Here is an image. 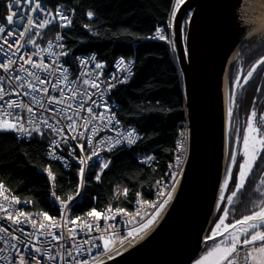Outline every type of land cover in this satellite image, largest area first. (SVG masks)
Masks as SVG:
<instances>
[{
	"label": "snow or ice",
	"instance_id": "1",
	"mask_svg": "<svg viewBox=\"0 0 264 264\" xmlns=\"http://www.w3.org/2000/svg\"><path fill=\"white\" fill-rule=\"evenodd\" d=\"M183 5H185V0H174L171 3L172 11L168 20L157 24L154 31L149 32L147 37L139 36L135 32L130 33V35L139 36L141 39L152 36L168 39L161 33L168 31L173 22L177 30L182 27L178 13L183 11ZM102 7L98 4H90L87 7L78 4L67 9L61 3L56 2L50 8L48 4L44 3V0H4V11L0 12V20L3 21L0 22V69L15 73L18 68L20 72L24 73L23 76H12L8 81L7 90L3 84H0V130L11 131L21 137L26 136L32 139L41 137L47 141L48 150L45 155L51 158V162L41 167L51 181L53 189L51 195L59 201L62 207L71 208L75 205L76 198L82 194L86 187V172H90L97 164L99 167L93 179L96 181L101 179V173L111 163L110 155L105 162V149L108 153H112L128 145H137L139 142L146 141L152 135L142 131L138 126L122 123L118 116L121 114L123 105L117 104L112 96L114 90L130 82L136 75L139 58L135 52L131 54L118 53L108 59L106 58L107 52L104 56L95 50L90 51V53L80 52L77 54L72 51V48L66 47L65 43H58V47L62 51H54L51 50V41L48 49H39L37 55L41 56L40 59H33L32 53L26 51L29 45H34L36 37L42 35L41 30L53 22H58L62 28L73 25L74 13L78 8L82 10V15L99 20L104 14L101 11ZM37 14H40L39 18H37ZM185 15H188L187 12ZM15 21L26 22L21 23L18 28H14ZM83 27L94 32L96 36L105 34L96 31L91 22L84 23ZM248 27H251L250 23ZM67 31H71V28L68 27ZM121 31L129 33L128 28H123L117 29L112 35L119 36ZM33 32L36 35H33ZM56 38L57 42L63 39L60 32H56ZM82 39H90V37H82ZM66 43L75 47L79 41L69 40ZM169 43L175 47L174 40H169ZM34 46L39 48L38 45ZM44 51H49L50 58L56 61L58 67L53 68L52 63L46 62L43 58ZM65 56L68 59H62ZM19 61H24V63ZM262 61H264V56H261L251 65L246 75L241 76L238 72L234 78H229L231 103L226 108V142L228 148L225 152L224 174L219 181V194L216 203V208L222 209V212L217 213L219 218L215 220L214 225L211 220L209 221L210 233L203 236V241L207 242L205 248L202 252L195 253V258H189L190 264H264V175L260 176L261 183L256 186L259 197L250 201L251 206H246L244 212L238 214V218L235 214V207H229L233 205L237 192L249 181L258 161L264 159V112H258L255 107H252L250 114L246 117L245 126L242 128L234 127L232 122L236 87L241 84V81L246 83L252 76L253 70ZM74 62H78L81 66V74L76 75L75 79H69L70 74L74 75L72 71L76 67ZM109 64L113 66L114 71H106ZM88 65H93V67L89 69ZM228 71L229 69L226 67V75ZM3 79H7V77H0V80ZM77 82H80V87H76ZM50 89L59 94H51ZM69 89H72L69 93L71 108L68 107L67 101L63 100L64 94ZM21 92L29 97L27 102L20 99L18 95L9 94ZM93 96H95L94 99ZM114 107L116 108L115 111L112 110ZM136 107L138 108L139 105ZM42 109H46L47 113H52V115L46 114L45 111H41ZM69 112L72 115H68ZM58 116L62 120L58 119ZM101 129H111L114 135L104 132L99 135L98 139H94L101 132ZM180 147L182 146L178 144L177 148ZM58 149H64L66 153L71 154L79 162L76 191L67 199H61L56 194L55 182L58 173L53 170V167L57 161H63L65 168H70L72 165L68 155H61ZM77 150L81 155L76 154ZM180 158L179 155L175 157L177 167ZM141 159L151 162L152 156H143ZM171 175L175 178L176 173L172 172ZM230 184H234V187L229 193ZM171 186L175 188V182ZM5 190V182L0 180V213H2V217H0V243L4 245L3 248H0V252L4 253V256L0 257V264H41L38 255L42 252L48 257V264H56V252L46 251L43 245L38 243L40 237H45V243H47L48 235L54 236L56 240L63 239L67 243L69 238L77 236L75 228L68 232L67 237L56 235L55 228L60 227V225L47 223V221L55 220L49 211H42L37 218H33L32 213L20 208L21 198L14 194L5 196ZM123 191L126 194L128 189L124 188ZM171 195L172 192H167L168 197ZM136 196H140L139 191L136 192ZM225 199L227 204L220 203ZM26 202L31 203V201ZM143 203L147 202L144 201ZM166 203L167 199L160 203L159 207L144 223L137 228H127V232L134 234L146 228L156 219V215ZM108 209L109 212L113 211L111 204H109ZM114 211L123 214L126 209L117 207ZM230 213L234 214L231 216V222H228ZM102 215V212L95 207L86 213L87 217L96 221H99ZM4 218L9 223L16 225L30 223L32 230L19 227L10 231L2 222ZM72 219L75 222L80 217L75 216ZM111 219L114 223L115 217L112 216ZM37 224H39L38 229L36 228ZM49 228L53 230L48 232ZM96 228L98 231L101 230L99 223H97ZM101 239L103 246L108 248L109 240L103 236ZM72 244L75 245L74 240H72ZM51 247V244H48V248ZM10 249H14V251H10ZM75 251H78L77 247H69L64 250L61 259L71 256ZM68 264H93V262L69 260Z\"/></svg>",
	"mask_w": 264,
	"mask_h": 264
},
{
	"label": "trees",
	"instance_id": "2",
	"mask_svg": "<svg viewBox=\"0 0 264 264\" xmlns=\"http://www.w3.org/2000/svg\"><path fill=\"white\" fill-rule=\"evenodd\" d=\"M172 1L44 0L50 8L56 2L67 9L78 4L84 7L90 4L103 6L101 11L104 14L99 20L82 15V10L78 8L74 13L73 25L59 28L57 24H51L36 40L42 42L60 29L65 43L69 40L79 41L75 47L66 43V47L72 48L75 53L95 50L101 56L107 52L106 58L111 59L118 53L135 52L139 58L136 75L130 82L114 90L112 96L117 104L123 105L118 116L122 123L138 126L142 131L152 134L148 140L129 149L113 151L110 166L101 173L99 181L93 179L98 164L86 172V187L70 208L72 216H83L92 207L102 209L109 204L129 210L137 191L142 199L148 200L156 179L164 174L172 160L175 143L185 131L181 83L174 54L165 43L139 38L146 37L157 24L165 21ZM3 11L4 0H0V12ZM69 14L72 15L71 12ZM89 22L96 31L105 34L96 36L85 29L83 24ZM68 27L71 31H67ZM123 28H128L129 33L121 31L119 36L112 35L117 29ZM132 32L139 36H131ZM46 142L41 137L18 141L11 133L0 132V180L13 194L31 201L29 209L49 211L50 215L57 216V208L50 201L48 177L41 171L42 165L51 162L43 156ZM147 152L152 154L149 166L140 164L136 159ZM78 168L73 165L65 170L58 163L54 165L53 170L58 173L55 190L61 199H67L76 191ZM124 188L128 189L126 194Z\"/></svg>",
	"mask_w": 264,
	"mask_h": 264
},
{
	"label": "water",
	"instance_id": "3",
	"mask_svg": "<svg viewBox=\"0 0 264 264\" xmlns=\"http://www.w3.org/2000/svg\"><path fill=\"white\" fill-rule=\"evenodd\" d=\"M182 8V27L173 22L171 35L188 133L185 164L158 220L93 264H190L205 244L227 150L225 69L244 42L264 35V0H185Z\"/></svg>",
	"mask_w": 264,
	"mask_h": 264
},
{
	"label": "built area",
	"instance_id": "4",
	"mask_svg": "<svg viewBox=\"0 0 264 264\" xmlns=\"http://www.w3.org/2000/svg\"><path fill=\"white\" fill-rule=\"evenodd\" d=\"M172 2H174V0ZM25 9H26V6H25ZM171 11H172V9L170 10L165 21L168 20V17L171 15ZM39 15L40 14H37V18H39ZM0 22H3V21L0 20ZM25 22L26 21H15V23L13 24V27L18 28L21 23H25ZM52 24H57L59 28L61 27L58 22H53ZM46 28H48V26ZM45 29H42L41 33ZM153 31H154V29L152 30V32ZM56 32H60L61 36L63 37V39L58 41V42H57V38H56ZM33 35H36V33L33 32ZM161 35L167 36L168 39H161V38H157L155 36L148 37L146 39L167 43L170 46H172L169 43V40H173L172 35H171V28L168 31L162 32ZM39 36H37L36 39ZM17 38H20V37H17ZM50 41L52 42L51 43V50L62 51L58 47V43H65V37H64V35L60 29L56 30L51 36H49L48 38H46L42 42L35 40L34 45H38L39 48H37L34 45H29L27 47L26 51L32 53L33 59H40L41 56L37 55L39 49H48ZM65 46H66V43H65ZM22 51H25V50L22 49ZM87 52L90 53V51H87ZM79 53H77V54H79ZM43 58L46 60V62L52 63L53 68L58 67V65L56 64V61L52 60L50 58L49 51L43 52ZM19 62L24 63V61H19ZM74 63L76 64L75 69L72 70L74 72V75L70 74L68 77L69 79H75L76 75L81 74L80 73L81 66L78 64V62H74ZM26 66H28V65H26ZM88 67H89V69H91L93 67V65H88ZM106 71H109V72L114 71L113 66L111 64H109ZM14 75L23 76L24 73L20 72V70L18 68L16 69L15 73L11 72L10 70L0 69V77H7V79L0 80V84H3L6 90L8 89V86H9V84H8L9 79H11V77ZM53 82H55V80H53ZM61 86L65 87L64 85H61ZM76 87H80V82H77ZM25 88H26V86H25ZM71 91H72V89H69L68 92H66L64 94V97H63V100L67 101L69 108L72 107L71 100L69 99V93ZM50 93L54 94V95L59 94L57 91H53L52 89H50ZM9 94L12 96L18 95L20 99L25 100L26 102L29 100V97H27L22 92L21 93H9ZM37 98L39 99V97H37ZM92 98L94 99L95 96H93ZM49 105H50V102H49ZM76 110L79 111V109H76ZM112 110L115 111L116 108L114 107ZM41 111H45L46 114L52 115V113H47L46 109H42ZM68 115H72V113L69 112ZM57 118L62 120V118L59 116ZM65 127H66V125H65ZM0 132H5V131L0 130ZM9 132L18 141H29L31 139V138L26 137V136L21 137V136L13 133L11 131H9ZM104 132H107L109 135H114V133L111 132V129H101V132L98 133L97 136L94 137V139H98L99 135L103 134ZM178 144H180L182 147L177 148ZM46 145H47V142L44 146L43 156L47 160L51 161V158H48L45 155L46 151L48 150ZM132 146H134V145H128V146L124 147L123 149H129ZM187 149H188V134H187V131H184L183 134H181L179 136V138L177 139V141L175 143L174 151H173V155H172V160L170 162L171 167L168 166L167 169L165 170L164 174L161 177H159L158 179H156V181L153 185L151 197L148 200H144L140 196L139 197L136 196L135 199L133 200L131 208L129 210H126L125 213H123V214L115 212L114 209L117 207L113 206V205H112V209H113L112 212H109V209H108L109 205L102 208V209H97L98 211L102 212V214H103L102 217L99 219V221H96L92 218L87 217L86 216L87 212H86L83 216H79L80 217L79 220L73 222L72 218L75 216H72L70 214V208L62 207L59 204V201H57L55 199V197H53L51 195V192L53 189H52L51 181L48 178L49 186H50V192H49L50 201L57 208L58 215L53 216V217H55L54 221H47V223L53 224V225H60V227L55 228L56 235H60L61 237H67L68 232L75 228V230L77 231V236L73 237V238H69L67 243L63 239L56 240L55 237L52 235H48L47 243H45V237L41 236L38 243L43 245V247L45 248L46 251H49V252L55 251L56 252V256H55L56 264H68L69 260H71L73 262L79 261V260H87V261H91V262L95 263L98 260H100L101 258L108 255L110 252H112L118 246H120L121 244H123L126 241H128L129 239H131L132 237H136V236L140 235L142 232H144L147 228L152 226L158 220V218L160 217V215L162 214L164 209L169 204L172 195H171V197H168L167 192H172V194L174 192L175 188H172L171 185L173 182H175V186L177 184L178 178L181 174V171H182L183 166H184L185 161H186ZM58 151L60 152L61 155H68L70 163L72 166L73 165L79 166V162L76 161L71 156V154L66 153V151L64 149H58ZM76 154L81 155V153L78 150H77ZM109 155H111V153H108V151L105 149L104 150V159H106V162H107V157ZM147 155L152 156V154L150 152L144 153L142 155L137 156V158H136L137 162H139L140 164H144L145 166H149L152 163V160H151V162H149V160L141 159V157L147 156ZM177 155H179L181 157L179 164H178V167H177V161L175 159V157ZM56 163H58L65 170H69L71 168V167L65 168L63 166V161H57ZM41 171H42V173L46 174V176H47V173L45 171H43L42 169H41ZM172 172L176 173L175 178L172 177V175H171ZM4 195L5 196L13 195V193L9 190L8 186H6V190L4 192ZM78 198H79V196L76 198V200ZM165 199H167V203L165 204L164 208L161 209V211L156 215V219L153 220V222L151 224H149L146 228H143L139 232H136L134 234H129L127 232V228H129V227L137 228V227H139L140 224L144 223L145 220L147 218H149L155 212V209L157 207H159L160 203H163ZM26 201H27L26 199L21 198L20 208L23 211H28V212L32 213L33 218H37L38 214H40V213H42V211H44V210L29 209L30 203H27ZM144 201H146L147 203H143ZM112 216L115 217L114 223H113V220L111 219ZM0 217H2V213H0ZM2 222L5 224V227L9 228L10 231L15 230L19 227H24V228H27L29 230H32V225L30 223L27 225L11 224L6 220V218H4L2 220ZM97 223L100 224V227H101L100 231H98L96 228ZM36 228L37 229L39 228V224L36 225ZM86 229H91V230H86ZM52 230L53 229L49 228L47 231L51 232ZM101 236H103V238L109 240V247L108 248H105L103 246V241L101 239ZM121 237H123V239H121ZM72 240L75 241V245L72 244ZM48 244H51V246H52L50 249L48 248ZM74 246L78 248V251L73 252L71 256H66L63 259H61V256L63 255L64 250L68 249L69 247H74ZM3 247H4V245L2 243H0V248H3ZM10 251H14V249H10ZM3 256H4V253L0 252V257H3ZM38 259H40L41 264H48V257L43 252L38 255Z\"/></svg>",
	"mask_w": 264,
	"mask_h": 264
},
{
	"label": "flooded vegetation",
	"instance_id": "5",
	"mask_svg": "<svg viewBox=\"0 0 264 264\" xmlns=\"http://www.w3.org/2000/svg\"><path fill=\"white\" fill-rule=\"evenodd\" d=\"M261 56H264V35L244 42L230 65L228 71V87L229 78H234L238 72L241 76L246 75L251 65ZM229 103H231L230 95ZM252 107H255L258 112H264V62L253 70L252 76L246 83L241 81V84L236 87L235 107L232 120L234 127L239 126L242 128L245 126L246 117L250 114V109ZM261 175H264V159L258 161V165L254 168L249 181L237 192L233 205L229 206L235 207L237 218L238 214L244 212L246 206H251L250 201L259 197V191L256 186L261 183ZM232 187H234V184H230L229 193ZM221 203L227 204L226 199L221 201ZM218 212H222V209H217V211L213 213L211 218L213 225L215 224V220L219 218L217 215ZM233 214L234 213H230L228 222H231V216ZM207 233H210V227ZM206 243L207 242H205V244ZM205 244L202 251L205 248Z\"/></svg>",
	"mask_w": 264,
	"mask_h": 264
},
{
	"label": "bare ground",
	"instance_id": "6",
	"mask_svg": "<svg viewBox=\"0 0 264 264\" xmlns=\"http://www.w3.org/2000/svg\"><path fill=\"white\" fill-rule=\"evenodd\" d=\"M256 32V31H255ZM259 32V31H258ZM257 33V32H256Z\"/></svg>",
	"mask_w": 264,
	"mask_h": 264
},
{
	"label": "crops",
	"instance_id": "7",
	"mask_svg": "<svg viewBox=\"0 0 264 264\" xmlns=\"http://www.w3.org/2000/svg\"><path fill=\"white\" fill-rule=\"evenodd\" d=\"M7 186V185H6ZM10 190V189H9ZM58 215V214H57Z\"/></svg>",
	"mask_w": 264,
	"mask_h": 264
}]
</instances>
